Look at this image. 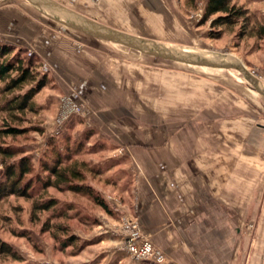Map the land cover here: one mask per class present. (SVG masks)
<instances>
[{"label":"rangeland","instance_id":"1","mask_svg":"<svg viewBox=\"0 0 264 264\" xmlns=\"http://www.w3.org/2000/svg\"><path fill=\"white\" fill-rule=\"evenodd\" d=\"M18 1L45 15V32L65 42L60 50L66 55V59L55 56L53 63L45 61L38 71L45 76L47 85L34 98L38 113L27 114L28 124L24 127H36L41 133L29 132L13 141L27 151L35 166L28 179L42 174L40 160L51 154V141L62 154L66 139L69 147L79 143L83 151L72 160L101 172L98 176L86 173V183L104 199L110 215L85 198L53 189L44 191L34 184L31 199L10 197L0 202L1 241L10 244L26 264H155L139 261L128 251V243L134 239L128 227H134L133 231L137 228L140 237L151 240L143 234L141 219L134 209L133 184L140 168L132 157V146L121 136V127H127L128 122L136 126L138 117L151 112L146 124L150 128L154 106L161 107L163 122H170L175 119L170 117L171 111H184V107L200 103L203 92L204 104L211 105V110L218 107L225 111L226 152L245 154L249 147L258 150L259 192L241 227L240 264H264V99L238 72L190 67L145 56L77 32L26 0ZM203 1L198 0L194 11ZM237 5L252 15L264 16V0H239ZM188 8L192 9L189 4ZM201 16L199 12L191 18L194 33L182 40L188 45L161 43L225 53L242 63L264 86V43L237 39L240 26L224 29L220 37L213 39L211 33L217 30L212 31L209 23L199 26ZM74 58L84 68L71 64ZM91 85L96 88L91 89ZM216 114L214 110L210 113L211 121ZM48 199L75 208L69 219L51 222L68 228L69 236L77 239L72 247L60 249L52 237L54 231H45L51 211L34 214L33 204ZM80 218L88 225L81 224ZM92 221L96 223L91 225Z\"/></svg>","mask_w":264,"mask_h":264},{"label":"crops","instance_id":"2","mask_svg":"<svg viewBox=\"0 0 264 264\" xmlns=\"http://www.w3.org/2000/svg\"><path fill=\"white\" fill-rule=\"evenodd\" d=\"M58 2L116 31L182 45H188L182 40L194 33L191 18L204 10V1L194 11L187 0ZM39 12L18 0H0V40L26 49L43 65L53 63L55 56L66 59L60 50L65 42L45 32V15ZM71 64L84 68L76 58ZM203 96L184 111H171L175 119L170 122H163L161 107L154 106L150 128L146 124L151 112L138 117L136 126L128 122L121 127L140 168L133 184L134 209L143 234L163 253L166 264H240L241 227L259 192L258 150L227 153L225 111L213 107L217 114L211 121L213 110Z\"/></svg>","mask_w":264,"mask_h":264},{"label":"trees","instance_id":"3","mask_svg":"<svg viewBox=\"0 0 264 264\" xmlns=\"http://www.w3.org/2000/svg\"><path fill=\"white\" fill-rule=\"evenodd\" d=\"M239 0H204L199 26L209 23L211 38L220 37L224 29L240 26L237 39H254L264 43V16L252 15ZM198 0H187L195 9ZM211 31V32H212ZM26 56V57H25ZM42 67L40 60L28 55L26 49L0 40V202L10 197L31 199L35 193L34 184L42 190L53 189L59 193H70L90 201L95 207L110 215L104 199L86 183V173L98 176L101 172L88 169L84 162L72 160L81 155L83 147L76 143L69 147V140L64 153H60L53 141L49 148L51 154L40 160L42 174L35 179H28L35 171L32 159L27 151L13 141L29 132L41 133L36 127L26 128L27 114L36 115L39 108L34 102L36 95L47 85L44 75L38 71ZM8 139L11 140L8 142ZM46 155V154H45ZM49 212L51 215L46 223L45 231H54L53 239L59 243L60 249L72 247L77 239L69 236L64 226H53L52 221L67 220L69 213L75 208L71 204H59L57 200L35 202L33 212ZM80 223L88 225V221L80 218ZM96 222L92 221L91 225ZM59 235L65 238L59 237ZM0 264H26L24 258L8 243L0 239Z\"/></svg>","mask_w":264,"mask_h":264},{"label":"water","instance_id":"4","mask_svg":"<svg viewBox=\"0 0 264 264\" xmlns=\"http://www.w3.org/2000/svg\"><path fill=\"white\" fill-rule=\"evenodd\" d=\"M41 11L53 16L62 25L96 40L131 49L145 56L175 62L190 67L238 72L252 90L264 99V88L247 68L225 53L168 45L129 35L87 19L53 0H26Z\"/></svg>","mask_w":264,"mask_h":264},{"label":"built area","instance_id":"5","mask_svg":"<svg viewBox=\"0 0 264 264\" xmlns=\"http://www.w3.org/2000/svg\"><path fill=\"white\" fill-rule=\"evenodd\" d=\"M28 55H33L32 53L28 52ZM129 228V234H133L132 242L128 243V251L132 254L133 257L137 258L139 261H152L155 264H165L166 258L163 255V253L158 250L156 247L152 245V243L145 239L140 237L137 228H135L137 231L132 230L134 227H128ZM134 241H137L136 243H133ZM133 243V244H132Z\"/></svg>","mask_w":264,"mask_h":264},{"label":"bare ground","instance_id":"6","mask_svg":"<svg viewBox=\"0 0 264 264\" xmlns=\"http://www.w3.org/2000/svg\"><path fill=\"white\" fill-rule=\"evenodd\" d=\"M230 58H232V59H234L232 56H229ZM239 77V76H238ZM263 88H264V86H263Z\"/></svg>","mask_w":264,"mask_h":264}]
</instances>
